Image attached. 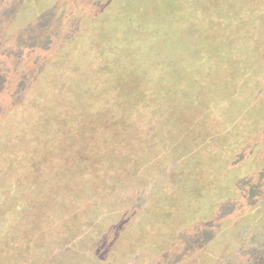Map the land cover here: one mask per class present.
I'll return each mask as SVG.
<instances>
[{"label":"trees","instance_id":"trees-1","mask_svg":"<svg viewBox=\"0 0 264 264\" xmlns=\"http://www.w3.org/2000/svg\"><path fill=\"white\" fill-rule=\"evenodd\" d=\"M117 2L135 5L137 15L133 17L122 11L120 9L122 4L118 5ZM117 2L106 1L99 5V11L96 10L97 5L94 3L92 8L87 4L78 6L79 8L74 10L73 20L63 31L61 54L64 58L60 60L58 67L49 65L52 67L51 70L56 67L60 70L67 66L74 78L79 79L76 81L84 82L82 86L85 91L80 99L90 92L86 89L88 83L96 82L95 73H101L100 70H102L100 65L109 63V60L102 58L103 53L100 49L104 44L107 45L112 39H116L117 35L143 34L141 35L145 37L141 49L143 60L151 61L144 63L159 66L153 71L161 73V65L155 63L160 62L161 56L166 59V62H171L175 54L182 55L187 52H194L197 57L204 56L199 50L186 49V46L193 44L196 39L194 37L196 26L201 27L199 31L208 28L199 34L196 40L206 45L205 49L208 50L205 52H210L211 47L215 48V45H212L211 39L207 41V36H212L209 28L215 27L216 37L234 30L237 37L244 40L248 28L244 27L245 20H242L246 14L241 11L250 2L252 15L264 12V1L261 0H244L240 4L229 3L227 0H120ZM192 8L194 11L189 13L194 16L184 22L187 10ZM65 9L61 0H0V49L2 51L0 54H13L21 50L22 46L42 45L44 49H48L54 41V31L48 29V25L52 20L64 19L68 15ZM238 9L239 16L233 20L236 13L232 12H238ZM215 12L221 15L215 18ZM89 14L94 17L93 20L91 17L86 18ZM259 22L260 24L253 25L251 31L263 39L264 22L261 19ZM182 27L183 30H180ZM54 30L57 33L56 30L61 28L56 27ZM221 40L226 41L225 38ZM221 44L216 42V48H219ZM223 46L226 45L223 43ZM224 50L227 51V47ZM71 56L73 60L67 62L66 59ZM226 56V59L233 58L231 52H227ZM247 58L248 54L244 59ZM250 60L251 67L260 66L264 63V50L259 48L257 52L255 48V56ZM242 64H244L243 61ZM73 65L75 71L70 69ZM47 69L50 70V68ZM104 70L108 71L109 68ZM37 73V70H31L30 74L26 73L18 81L10 78L8 82H3V75L0 73V81H2L0 82V114H6V119L9 121L4 126L0 125V264H184L181 262V257H186L188 251L185 249L159 254L148 249L162 232L164 236L168 235L173 229L171 226L173 224H178V229L181 230L189 227L193 219L197 224L196 226L193 224L196 228L195 235L198 231L214 228L208 225L209 220L216 224V219H219L220 222L216 227L226 232L233 218L234 223L239 221L235 226L236 229L232 230L228 237L225 234L220 235L222 246L218 247L219 249L216 248V255L218 252L234 247L239 249L237 255L249 253L250 257H253L254 253H259L261 260H264V240H260V237L264 236V229H246L242 225V221L246 219L245 215L242 219H238V214L234 213L224 221L223 218L230 214L228 212H231V209H234L230 205V207L224 206L223 210L221 205L218 209L214 187L206 196L203 188L195 191L188 188L189 177L177 181L178 175L177 177L174 175L176 169L183 165L184 154L179 155L174 152L177 156L174 163L166 162L164 165L165 161L175 157L171 155L173 152H170L171 145L167 135L172 131L171 125L179 121V118L170 117L172 114L168 113L164 105L169 90L166 93L161 88L162 93L159 92V97L152 102L155 105L151 104L152 108L147 111L149 113L128 121L129 117H124L125 114L123 115L120 110L123 105L109 100L112 91L109 92L108 89L113 90L111 87L116 89L122 83L105 82L106 85L101 86L99 82H96L103 91V95L98 92L100 95L93 100L92 106L85 107L83 113L90 119L82 117L91 122L93 127L97 122L99 123L96 126L101 127L102 121L109 128L110 133L96 134V144L89 143L87 151L79 156L74 154L73 148L69 146V141H77L76 137L79 135L75 123L79 114H75V117L71 119L75 125H62L63 130L55 135L56 144L51 141V138H54L52 134L49 132L40 134L39 128H36L34 122L39 117L38 111L41 105H48V107L52 104L57 107L62 105V100L59 99L60 94ZM253 75L258 83H253L252 88L256 92L254 94L258 95L264 88V82H260L264 71L260 70ZM237 78L242 77L238 75ZM226 82L225 80L223 86L230 84L236 90L240 88L239 94H242L243 88L249 89L245 87L244 81ZM14 85H17V89L13 88ZM127 86L128 84L125 87ZM239 94L237 93L236 96H240ZM61 95L64 96L63 93ZM222 102H219L220 107H216V120L221 122L225 119L224 111H226ZM251 103L250 108L258 105L256 101ZM118 106L120 109L115 110ZM212 108L210 115L213 112ZM137 111L140 112L141 108ZM102 114L104 117L101 116ZM260 123L257 124L260 125ZM21 125H27V131H29L27 137H31L30 141L19 143L21 138L18 136L23 128ZM251 127L245 123L242 125L241 120L228 125L227 128L234 129L235 133L226 135L225 141L235 139V155L229 157V152H222L223 158H229L234 163L226 165L227 169L239 167L243 170L244 164L250 162L251 168L261 169L257 168L259 166L256 163L260 153L259 156L254 155L255 147L250 148L247 158L241 157L245 156V149L250 147ZM142 137L146 140L147 146L139 141ZM202 145L198 147L204 154L208 149L214 152L216 141L215 139L207 140V148L204 145L203 148ZM45 152H47L46 155ZM51 152L54 155L59 153L64 155L60 160L61 164H58L54 157H51L48 162L39 158ZM67 154L71 155L68 163L65 160ZM203 162L205 161L202 160L201 163ZM92 168L94 171L90 172ZM262 169L264 174L263 166ZM25 172H29L30 175H28L22 198L20 192L12 188L15 177ZM243 180L245 181L244 176L238 175L233 183ZM258 183L259 185L256 186L254 183V187L248 188V190L251 189L249 193L252 194L254 190H257L260 192L258 197L264 200L261 194L264 184L262 186L260 182ZM26 196L32 199L34 206L42 213L60 209L57 212L54 211L58 218L53 222L42 223L43 226L16 232L14 224ZM52 203H56L54 207ZM199 207L209 213V218H198L194 212L191 213L193 208ZM258 207L257 204L252 213H257L259 215L257 217L261 218L264 216V208L263 213H260V207ZM217 210H219L218 213ZM186 212L191 213L192 219L190 216H185ZM252 213H246V215ZM261 220L263 221L264 218ZM200 221L203 223L202 228L199 229L197 226ZM69 225L72 227L67 230L66 226ZM112 229L115 230V236L108 242L106 234ZM253 231L254 234L251 235ZM98 236L102 241L98 251L86 250L91 240ZM70 237L71 239H68ZM190 237L192 235L189 237L185 235L186 240ZM248 240H251L255 247H247ZM223 241H225L224 244ZM190 255L195 256L192 252ZM170 257L173 258L171 261H169ZM217 258L220 257L217 256ZM228 262L231 263L232 260L229 258Z\"/></svg>","mask_w":264,"mask_h":264},{"label":"rangeland","instance_id":"rangeland-1","mask_svg":"<svg viewBox=\"0 0 264 264\" xmlns=\"http://www.w3.org/2000/svg\"><path fill=\"white\" fill-rule=\"evenodd\" d=\"M61 1L62 4L65 5V10L68 15L62 20H52L48 25V29H53L54 31V41L48 49H44L42 45H36L33 47L22 46L23 48L21 50L14 52L13 54H0V73L3 75V82H8L10 78H12L13 81H18L23 75L25 76L26 73L30 74L31 70H37V74L43 76V78L48 81V85L51 88H55L56 92L60 94L59 99L60 101L62 100V105L59 107L54 106L55 104H52L50 107H48V105H41L39 107L38 112H40V114H38L39 117L37 116V121L35 120L34 123L36 128H39L40 134L41 132H49V134L54 136L53 139L51 138V141L56 144L55 135L63 130L62 125H75L76 123V129L79 135L76 137L77 141H69V146L73 148V153L75 152L74 154L80 156L87 151L89 143L94 142L96 144V134L100 132L110 133L109 128H107L102 121L101 127L96 126L99 122L96 123V127H93L91 122L84 118H89L87 114L83 113L85 107L88 108L92 106L94 103L93 100H95L98 95H103V91L100 90V86H98L96 82H99V85L101 86H105V82L122 83L118 87L120 89L122 88L121 90L118 88L115 89L114 87H111L113 90L110 88L108 89L109 92L112 91L109 100L115 102L116 104L121 103L123 105L121 109L119 106L115 107V110L120 109L122 111L121 113L123 115L125 114L124 117H129L128 121L143 117L146 113H149L147 111H150L152 105H155V103L152 102L156 101L159 97V92L162 93L161 88L166 93L169 90V94H167L168 97L165 99L164 105L167 107L168 113L172 114L170 117L176 119L179 118V121L174 123L175 125H171L172 131L167 135V140L171 145L170 152H173L171 155L175 157L170 158L171 160L168 159L165 161L164 165L166 162H171V164L174 163V160L177 158L174 152H177L179 155L184 154L185 158L183 165L176 169V173L174 175L176 177L178 175L179 178L177 177V181H180L179 179L189 177L188 188L192 191L203 188V192L206 196L209 195V190L214 187L216 190V199L218 200V209L221 205L222 210L224 206L227 205H230L231 208L234 209H231V212H228V214L230 213L229 215L225 217L223 216L224 221L233 216L235 213L238 214V219H242L245 215L246 219L242 221V225H244L246 229H264V220H261L264 216L260 218L257 217L259 216L257 213H252L257 204L260 207V213H263L264 200L258 197V194L260 193L259 191L254 190L253 193L250 194L249 192H251V189L248 190V188L254 187V183L256 186L259 185L258 182H260L262 186L264 184V174H262V166L264 167V122L262 121L264 120V88L258 95L254 94L256 92L252 88L254 86L252 85L253 83H258L257 78L254 77L253 74L260 70L264 71V63L256 68H253L251 67L252 62L250 60L251 57L253 58L255 56V48L257 49V52L259 51V48L264 50V37L262 39L260 35L256 36V33L251 31L254 24H260L259 19L264 22V12L261 11V14L259 15H252V6L250 2H248L246 8L241 11V13L246 14V17L242 20H245L244 27H246V29L248 28L246 30L244 40H240L234 30L226 32L223 36L216 37V31H214L215 27L209 28L212 36L208 35L207 41L211 39L212 45H215V48L211 47L212 51L210 52H205L208 50L205 49L206 45L201 44L200 40H196L199 37L198 35L208 28L204 31H199V28L201 27L196 26V31L194 33L196 35H194L196 39L193 44H188L186 49L190 51L199 50L204 56L197 57L194 52H187L186 54L182 53V55L175 54L173 55V60L171 62H166V59L160 55V62L155 63L161 65V73L153 71L159 66L153 65V63H144L151 61L150 59L145 61L143 60L141 51L145 38L144 36H141L143 34L133 33L127 35L125 33L120 36L117 35L115 37L116 39H112L107 45L104 44V46L100 49L103 53L102 58L109 60V63L107 65H100L102 70H100L101 73H95V75H97L96 82L88 83L86 89L90 92H88L87 96L85 94L86 97L83 96V99H80V96L84 94L85 91L82 86L84 82L76 81L79 79L74 78L72 75L73 73H70L67 66L66 68H61L60 70L57 68L60 60L64 58V55L61 54L64 36L63 31L66 30L68 23L73 20L74 10L79 8L81 5L83 6L84 4H87L90 8H92L94 7L92 3H94L97 5L95 7L96 10L99 11V5L109 0ZM113 1L117 2L120 0ZM227 1L229 3L240 4L244 0ZM261 1L263 2L264 0ZM117 3L120 5L124 2ZM134 6L130 4H122L120 9L134 17L137 15V11L134 9ZM192 11H194L193 8L187 10L188 13L185 15L184 22H187L189 18L194 16L189 13ZM232 13H236L235 18H233V20H235L236 17L239 16L237 13H240V11L238 9V12L235 11ZM220 15L221 14H216V12L214 14L215 18ZM90 17L92 20L94 19V17L90 14L86 18L89 19ZM56 27L61 28V30H56L57 33H55L54 30ZM180 30H183V27L180 28ZM223 38H225L226 41H222L221 39ZM216 42L222 43L219 48H216ZM223 43L226 46H223ZM225 47H227V51L224 50ZM1 52L2 51L0 49V53ZM227 52H231L234 59H226ZM144 54H146V52H144ZM247 54L248 58L244 59ZM72 56L66 59L67 62L73 60ZM205 61L207 63H204ZM242 61L244 64H242ZM96 62L98 63V59ZM49 65H56L57 67L51 70L52 67ZM90 67H92L91 64ZM107 67L109 70H104L107 69ZM47 68H50V70ZM70 69L74 70L75 66L73 65ZM238 75L242 78L238 79ZM262 76L263 78L260 82H264V75ZM225 80L231 83L237 80L244 81L245 87H249V89L246 90L243 88L242 94H239L240 88L236 90V88L230 84L226 87L223 86ZM127 84L128 86L125 87ZM13 88L17 89V85H14ZM65 90L68 93L65 92ZM98 92H100V94ZM62 93L64 96L61 95ZM237 93L241 97L236 96ZM254 96L257 97L252 99ZM222 101H224V103ZM253 101L258 102V105L253 108L251 107V109L250 106ZM219 102L223 103V108L225 107L226 110L224 111L225 119H223L222 122L220 120H216V107H220L221 105ZM212 106L214 107L212 108ZM138 108H141L140 112L137 111ZM211 108L213 109V112L210 115ZM241 109H243V111ZM75 114H79V118L76 119L74 123L71 119L75 117ZM5 116L6 114H0V125L4 126L7 124L8 120L6 119L7 116ZM101 116L104 117V114ZM101 116L99 115L100 119H102ZM239 120L242 121V125L245 123L252 126L249 131L251 136L249 142L250 147L245 149V156L242 155L241 157H244V159L247 158L246 156L250 154V148L255 147L254 155L259 156L260 153V158L256 163L259 166L257 168L261 169L251 168V162L244 164V171L239 167L227 169L228 166L226 165L234 163L229 158H223L224 155L222 152H229V157L235 155V139L233 138L228 142L225 141L227 137L226 135H233L235 131L234 129L229 130L227 127L232 122H238ZM257 123H260V125ZM22 127L23 128L19 136L16 134V136L21 138L19 143L31 140V137H27L29 135L27 125ZM33 134L36 135V133ZM122 136L124 137V135ZM210 139H215L216 148L214 152L208 149L204 154L198 146L200 144L202 145L203 142V145L207 148V140ZM139 141L146 144V146L148 145L143 137L140 138ZM221 141L224 145H221L223 144ZM153 142L154 141H152V143ZM46 153L47 152L44 154L46 155ZM65 156V160L68 163L71 155L69 156L67 154ZM51 157H54L56 162L61 164L60 160L63 159L64 155L60 153L54 155L51 152L47 156H40L39 158H42L41 160L44 162H48ZM244 159L241 162L242 166ZM202 160L205 162L201 163ZM30 161H33V159H30ZM92 171H94L93 168L90 172ZM28 175H30L29 172H25L22 175L15 177L14 187L12 189L16 192H20L21 197L26 190L25 187ZM238 175H243L245 181H247L245 182L243 180L236 184L233 183L235 177H238ZM261 194L264 196V189ZM57 202L58 201H56V203ZM55 204L52 203V206L54 207ZM59 210L60 209L53 211L50 210L42 213L34 206L32 199L26 196L24 205L20 208L17 214L18 219L14 224L15 231L21 232L29 228L41 225L43 226L42 223H46V221L53 222V220L58 218V215L55 212ZM192 212H194L198 218H209V213L205 212V210L201 207L198 209L193 208L191 210V213ZM218 212L219 210H217V213ZM250 212L252 214L247 216L246 213L248 214ZM191 213L186 212L185 216H190ZM233 220L234 218L228 224L226 232H222L221 228L218 229L216 227L218 222H220L219 219H216V224L209 220L208 225L214 226V228H207L205 230L198 231L195 235V226L197 224L193 221V219L189 227L181 229L183 231L178 229V224H173L171 225L173 226L172 231H170V233L166 236H164L162 232L160 237L152 243V246L148 250L158 252L159 254L172 251L174 252V250L182 251L185 249L188 253L185 255L186 257H181V262L184 264H226V262L228 264H264V260L262 261L258 255L259 253H254L253 257H250L251 255L249 253L237 255L239 249L234 247L230 250L227 249L226 251L218 252L219 254L217 253L216 255V248L222 246L220 235L225 234L228 237L231 235V231L236 229L235 226L239 221H235L234 223ZM202 223V221H200V223L198 222L197 227H199V229L202 228ZM193 224L195 225L194 227ZM71 227V225L66 226L67 230H70ZM186 234L188 237L191 235L192 237H190L189 240H186ZM252 234H254V231L251 232V235ZM114 236L115 230H108L106 234L108 242L111 241ZM68 239H71V237ZM260 240H264V236L260 237ZM248 241L249 242L246 243V246L253 247V242L251 243V240ZM224 243L225 241H223V244ZM101 245L102 241L100 237H94L86 250L90 252H97ZM190 252H192L195 256H191ZM217 256L220 258H217ZM229 258L232 260L231 263L228 262ZM172 259L173 258L170 257L169 261Z\"/></svg>","mask_w":264,"mask_h":264}]
</instances>
